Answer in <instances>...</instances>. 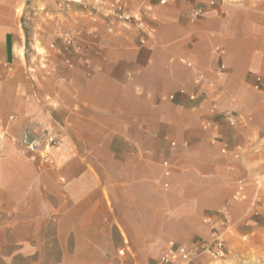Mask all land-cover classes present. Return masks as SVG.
Here are the masks:
<instances>
[{"label":"crops","instance_id":"1","mask_svg":"<svg viewBox=\"0 0 264 264\" xmlns=\"http://www.w3.org/2000/svg\"><path fill=\"white\" fill-rule=\"evenodd\" d=\"M119 1L105 0L94 32L80 29L83 59L62 47L58 68L39 62L51 38L62 37L45 33L58 22L72 30L83 13L69 12L80 6L65 16L36 0H0V264H138L150 257L158 264L169 240L193 245L206 239L203 217L224 205L239 235L264 242V196L260 216L248 225V203L231 201L237 178L251 182V199L254 180L264 176V94L253 89L255 78H264V0L214 7L208 0L165 6L142 0L152 26L143 46L130 33L116 30L104 38L100 32L102 17L114 15ZM198 8L203 15L192 23ZM39 9L46 14L31 15ZM44 66L59 77L49 80L59 91L39 87ZM171 94L175 101H162ZM214 102L219 117L209 112ZM230 113L243 121L230 128L223 119ZM208 121L211 128L200 133ZM47 130L65 142L53 151L54 166L23 156L18 146L23 137L40 138ZM225 130H234L242 144L227 145ZM213 136L221 147L245 146L246 154L238 161L210 155ZM165 145L171 155L189 145L199 153L186 161L195 173L185 177L182 191L173 186L167 196L159 187L168 191L162 185L168 182L170 189L177 165L161 156ZM222 183L228 188L219 189Z\"/></svg>","mask_w":264,"mask_h":264},{"label":"built area","instance_id":"2","mask_svg":"<svg viewBox=\"0 0 264 264\" xmlns=\"http://www.w3.org/2000/svg\"><path fill=\"white\" fill-rule=\"evenodd\" d=\"M57 6L62 10H69L72 4H80L82 11L88 13L90 19L93 22L98 20L97 15L93 14L89 9V4L83 0H55ZM170 0H160V4L165 6ZM94 7L101 8L105 4V0H93ZM227 5L229 0H208V5L214 7L217 4ZM203 15L202 9H195L190 14V21L192 23L197 22L199 18ZM119 19L125 21V26L127 28V22L130 21V16L120 15ZM112 29H110V32ZM80 33L76 36L66 34L64 36V42L68 48L72 50L73 53L78 54L81 51V47L77 42ZM220 55H225V51L219 48L216 49ZM181 65L192 68V63L188 62L186 59L179 60ZM225 70V66L221 65L218 72ZM202 77L198 78L195 83L200 84L202 82ZM253 89L256 92H264V78L256 77L253 83ZM180 95H185L190 101L196 100L195 94H188L185 90H180ZM176 96L174 94L165 96L162 101L173 102ZM217 107L215 102L212 104L209 112L212 115H216ZM218 115V114H217ZM226 122L230 127H236L240 121H243V117L236 114L230 113L224 116ZM15 119L14 117L10 118ZM212 126V122L208 121L204 123L203 130H209ZM65 145L63 138L53 133L51 130H47L44 135L40 138H30L28 136L23 137L19 142V151L23 156L36 157L41 160L44 164L48 166H54L55 160L53 157L54 150H61ZM171 147L176 148L177 143L172 142ZM220 153L223 156L231 155L234 161L240 160L246 154V147L238 145L233 149L228 146L223 145L220 149ZM164 168V178L168 179L171 176L170 165L167 161L162 164ZM163 187L169 189V183L164 182ZM252 186L255 189V195L250 199L249 188L251 187V182L247 178H237L234 181V191L231 201L235 204L248 203V215H250L244 222L248 225V221L252 218H258L260 212L258 210L259 205L262 203V198L264 196V176L256 178ZM203 225L208 230V236L206 239L198 241L196 244H178L174 241H170L164 253L159 258L158 264H198L202 260H208L210 262H223L227 260L230 256L229 248V238L238 235L239 240L242 243H246L249 240V235H239L237 232L238 224L233 221L232 213L228 205L222 206L212 215H206L202 219ZM256 254L258 258L264 261V245L257 248Z\"/></svg>","mask_w":264,"mask_h":264},{"label":"rangeland","instance_id":"3","mask_svg":"<svg viewBox=\"0 0 264 264\" xmlns=\"http://www.w3.org/2000/svg\"><path fill=\"white\" fill-rule=\"evenodd\" d=\"M36 1H40L41 3H47L50 6V12H52L54 14L60 13V14H64L66 16L68 13L67 12L68 10L59 9V7L57 6V2L55 0H36ZM84 2L89 4V9L91 10V12L93 14L96 13L95 15H97L98 20L96 22H93L90 19V16L88 15V13L81 10L82 7L80 4H72L70 6L69 10L72 8L73 5H78V6H80L81 9L80 10H74L72 8L71 13L69 12V14L72 15L73 13L81 12V13H83V16L82 15H80V16H82L83 18L75 17L76 22L73 23L75 27L72 30H69L67 28H63L62 23H59V22H58V24L54 25L53 28L49 27L50 29L47 33H45L46 35H50V34L53 35L56 32V33L62 35V37H57V35L56 36L53 35L54 37H52L51 40L47 43L48 49L41 51V55L39 57V59H40L39 62H41L43 64L48 62V63L53 64L54 67L59 68L60 64L62 63V56H61L62 54L59 53L60 51L63 52V49H60L62 47L64 49H66V51H64L66 54H68L70 52V54L68 56H70L71 58H75L77 60L83 59L84 54H83L82 48H81L80 53H78V54L73 53L72 50L66 46V44L64 42V36L66 35V33L76 36L77 34H79V30L81 28L84 29L85 27L87 28L86 30H88L87 33H90L93 31V29L96 26L100 25L99 16H98V10L100 8H96V6L94 7L93 0L92 1L86 0ZM158 2L160 4V0H158ZM133 3L135 5L133 4V7H131V4L130 3L128 4L127 0H120L118 5L116 6V8L113 9L114 15H112V16L110 15L111 17L110 16L109 17H102L103 18L102 20L104 21V23L101 25L102 29L100 30V32L102 33L104 38H107L106 36L113 35L117 30V32L132 34L138 40L139 46L145 45L147 39L150 38L147 35L151 34L150 28H152V26H151V24H149L150 22H148V18L146 17V14L143 11L144 7H141L142 0H133ZM137 4H140V5L137 6ZM107 7H108L107 5H103L102 9H104V8L106 9ZM46 11H47V9L46 10L45 9H43V10L39 9L38 12L31 11V15H34L35 13H41L42 15H44V14H46ZM78 14H80V13H78ZM120 15L130 16V21L127 22V25L130 28H127L125 26L124 20L119 19ZM109 18H111V20H109ZM79 21L82 22V24L79 25ZM48 22H50V21H48ZM78 26L80 28H78ZM110 29H112L111 32H110ZM39 31L41 32V29H39ZM84 32H86V31H84ZM80 33L81 34L78 38H82L81 35L84 34L83 31H81ZM91 35L93 36L92 33H91ZM142 40L144 41V43L141 42ZM57 41H61L62 46H58ZM63 42H64V45H63ZM38 45L40 46L41 42L38 43ZM61 69H62V67H61ZM56 73H57V71H56ZM58 73H59V76L61 77L62 76L61 72H58ZM54 74H55V72L49 73V71H47V66H44L42 69V74H38L39 75L38 79L41 80L43 83L39 87L43 90H47L48 92L49 91L52 92V90L59 91L60 90L59 87H56V85L49 83V80L55 81L59 78V77L57 78ZM259 93H261V92H259ZM261 94H264V92H262ZM218 110L219 109H217L216 112L218 114H220L221 112ZM151 115H153V114H151ZM221 115L222 114L218 115L217 117H219ZM223 119H224V117H223ZM224 122L228 125V123L226 121H224ZM230 128H232V127H230ZM199 131L201 133V132H208L209 130H199ZM225 131L226 132L224 134L223 139H225L227 141V145L228 144L230 145L231 143L242 144L241 142L237 141V138L234 136L236 134V132L234 130H225ZM151 132L156 133L157 131L151 130ZM210 140H211L210 141L211 145L214 146V148H212V151L210 150V152H209L210 155H213L216 158L218 156L225 158L220 153L221 146H219V142H220L219 138H217L216 136H213ZM193 147H194L193 145H189L186 148V152H181L178 150L174 151V155H171V152L169 151L167 145H165L164 149L162 150L161 156L177 165L176 168L173 170V175L171 177L170 189H168V191H165L164 189H162L161 187L158 186L162 190V192H164L166 194V196L168 194H170L173 186H176L177 188H179V190H181L182 186L184 184H186L185 180L187 178H185V177L194 172L195 169L191 168L189 166V163H186L187 160L194 158V154L196 155V153H198L196 151H193ZM174 175H177V178L174 179ZM172 180H173V182H172ZM226 183L230 184L229 182H226ZM226 183H222V185H224V186H222V185L220 186L218 184L219 189L220 188L221 189H227L228 186H226V185H228V184H226ZM167 201L169 202L168 198H167ZM170 201H171V202H169L170 205H175L174 203H172V200H170ZM169 203H167V205ZM251 236L252 235H249V240L246 243H242L239 240L238 235L230 237L229 243H228L229 248H230V256L227 260H225L223 262H210L208 260H202L198 264H264V261L259 259L258 255L256 254L257 248L263 246L264 242L254 243L251 240ZM170 241H174V240H169L167 242V244ZM174 242L178 243L176 240ZM178 244H181V243H178ZM154 252L156 253V254H153L154 256L161 254V250L154 251ZM57 254H58V248L53 247V255L56 256ZM118 254H121V252H118ZM138 264H157V261H153V259L150 257L148 261H139Z\"/></svg>","mask_w":264,"mask_h":264}]
</instances>
